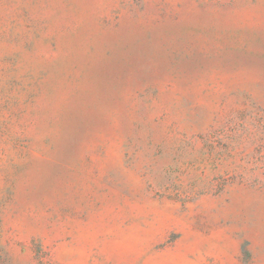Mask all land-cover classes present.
Here are the masks:
<instances>
[{
	"label": "rangeland",
	"instance_id": "1",
	"mask_svg": "<svg viewBox=\"0 0 264 264\" xmlns=\"http://www.w3.org/2000/svg\"><path fill=\"white\" fill-rule=\"evenodd\" d=\"M0 264H264V0H0Z\"/></svg>",
	"mask_w": 264,
	"mask_h": 264
}]
</instances>
